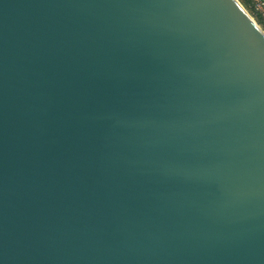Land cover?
I'll return each instance as SVG.
<instances>
[{
  "label": "water",
  "instance_id": "95a60500",
  "mask_svg": "<svg viewBox=\"0 0 264 264\" xmlns=\"http://www.w3.org/2000/svg\"><path fill=\"white\" fill-rule=\"evenodd\" d=\"M239 0H0V264H264V32Z\"/></svg>",
  "mask_w": 264,
  "mask_h": 264
},
{
  "label": "built area",
  "instance_id": "2783aa9c",
  "mask_svg": "<svg viewBox=\"0 0 264 264\" xmlns=\"http://www.w3.org/2000/svg\"><path fill=\"white\" fill-rule=\"evenodd\" d=\"M247 4V8L252 12L253 19L261 24L262 18H264V0H244Z\"/></svg>",
  "mask_w": 264,
  "mask_h": 264
},
{
  "label": "rangeland",
  "instance_id": "374dc122",
  "mask_svg": "<svg viewBox=\"0 0 264 264\" xmlns=\"http://www.w3.org/2000/svg\"><path fill=\"white\" fill-rule=\"evenodd\" d=\"M239 2L244 6V8L247 10V12L252 16V12L247 8V4L244 0H239ZM246 4V5H245ZM253 17V16H252ZM255 20V19H254ZM256 21V20H255ZM256 23L259 25V27H261V24H259L258 21H256Z\"/></svg>",
  "mask_w": 264,
  "mask_h": 264
},
{
  "label": "snow or ice",
  "instance_id": "6c2138e0",
  "mask_svg": "<svg viewBox=\"0 0 264 264\" xmlns=\"http://www.w3.org/2000/svg\"><path fill=\"white\" fill-rule=\"evenodd\" d=\"M258 31L264 32V18L261 20V27L257 29Z\"/></svg>",
  "mask_w": 264,
  "mask_h": 264
},
{
  "label": "trees",
  "instance_id": "16d2710c",
  "mask_svg": "<svg viewBox=\"0 0 264 264\" xmlns=\"http://www.w3.org/2000/svg\"><path fill=\"white\" fill-rule=\"evenodd\" d=\"M246 5V4H245Z\"/></svg>",
  "mask_w": 264,
  "mask_h": 264
}]
</instances>
